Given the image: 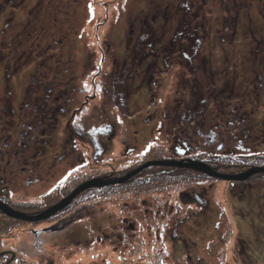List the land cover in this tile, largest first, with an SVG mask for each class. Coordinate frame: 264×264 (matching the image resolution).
<instances>
[{"label":"rangeland","instance_id":"rangeland-1","mask_svg":"<svg viewBox=\"0 0 264 264\" xmlns=\"http://www.w3.org/2000/svg\"><path fill=\"white\" fill-rule=\"evenodd\" d=\"M0 126L15 146L0 148V186L22 197L183 159L173 145L222 172L262 166L264 0H0ZM164 169L38 224L63 221L40 237L47 260L25 224L0 249L29 239L26 264H264V173Z\"/></svg>","mask_w":264,"mask_h":264},{"label":"flooded vegetation","instance_id":"flooded-vegetation-1","mask_svg":"<svg viewBox=\"0 0 264 264\" xmlns=\"http://www.w3.org/2000/svg\"><path fill=\"white\" fill-rule=\"evenodd\" d=\"M154 72H156V71H154ZM28 92H29V90H26V94ZM26 96H28V95H26ZM1 98H4L5 100L7 99V97H5V96H1ZM44 98H46V97H44ZM84 103H85V100L82 101V104H84ZM74 110H78V107L74 108ZM0 128H1V126H0ZM210 134H211L210 143H214L215 137H214V134L212 133L211 129H210ZM198 135L199 136L202 135V129H200V128H199ZM6 137L7 136L0 137V148L2 146L4 148L12 147L11 152H15V146L12 145L9 141L4 142V144H1V141L4 140ZM15 145L22 146L23 148H25V146H26V144L24 142H21L20 140H17L15 142ZM92 145H94V144H92ZM220 148H221V146L217 143V144H215L214 154L212 153V151H209L208 162H211V160H213L214 158H217L219 160L220 156H218L217 153L220 150ZM172 149H173V151L172 150L170 151L171 155L168 158H175V157L183 158V159H187V158L191 159L192 158V157H188V156L186 157L183 155V153L186 152L185 149H190V147H188L186 145L181 146V147H176L173 145ZM6 151H7V149H6ZM174 151L177 152L178 156H176L174 154ZM2 156H3V154L0 151V160H2ZM192 159H194V158H192ZM20 160H21V162L26 163V159L24 157ZM198 160H200V159H198ZM13 161L15 162L16 160H13ZM19 166H22V165L19 163ZM60 178L61 177H59V179L57 181L61 182ZM0 180L5 183V180L3 178H1ZM40 180H41V178L38 176H31V177L26 176L24 178V182L28 186L32 183H38ZM82 181H80V182H82ZM86 191H87V193H86ZM88 191L89 190L80 191L70 200V202H72V201L76 202L80 197H82L84 195H88ZM69 192L62 193L60 191V193H58V192L47 193L46 191H44L41 194L39 192L34 193V194H29V193L24 194V196L22 197V196H19V195H16L15 193H13L10 190V188L6 187V185H3V186H0V204L5 206L7 208V210L15 212V213H19L22 215H28V216H34V215L37 216L38 214L41 213V211H44L47 207H49L52 204H54L55 202H58L59 200L63 199ZM70 205H68V206H70ZM67 207H64V208L66 209ZM62 210H63V208L55 211L54 213L48 215L47 217L40 218V219H34V220H26V219H22V218H18V217H13V216H10V215L5 214V213L0 211V231L5 232V231H10V230L14 229L13 226L15 223H18L17 225L25 224L24 226L16 227V229L25 230V232L27 231V233H29L34 239L33 240V247H34L35 251H36V249H40L39 250L40 256H42L43 259L47 260L48 257L45 254L46 250L44 249V247L43 248L38 247V243L41 241L40 237L44 236V234L47 231H49V232L57 231L60 227H62L63 221H62V219L53 220L50 225H47V226L44 225L41 228L38 226V224L40 225L44 221H47V219L53 218L55 215L60 213ZM6 237H7V234H6ZM28 240L29 239H25L22 241L23 243H22L21 247H19V250H15L14 245H13L14 246L13 248L8 247V248L0 249V252H2L0 254V259L2 260L0 264H26L27 263L26 257H29L26 250L30 249V247H28V245H27ZM29 262L31 264H33V262L31 260H29Z\"/></svg>","mask_w":264,"mask_h":264},{"label":"water","instance_id":"water-1","mask_svg":"<svg viewBox=\"0 0 264 264\" xmlns=\"http://www.w3.org/2000/svg\"><path fill=\"white\" fill-rule=\"evenodd\" d=\"M186 160V161H185ZM148 166H162L166 170L168 167H182V168H188L197 172L204 173L209 176H215L219 177L222 179H226L230 182L234 180H244L248 177H250L252 174H263L264 173V165L262 166H249L247 170L240 171V172H222L220 170H217L216 167H212L205 162L201 160H195V159H154V160H147L144 161L142 164L128 170L125 172L118 173L116 176L112 177H99V178H92V179H87L81 183H79L77 186H75L63 199L59 200L58 202H55L51 206L47 207L44 211H41L40 214L37 216H28V215H22L19 213H15L12 211L7 210L5 206L0 204V211L8 214L13 217H18L26 220H34V219H40L47 217L48 215L54 213L55 211L64 208L70 200L80 191H83L85 189H90V188H95L100 185L104 184H116V183H122V182H128L138 173L143 170L144 168ZM163 171V169H159L156 172ZM2 252H0L1 254Z\"/></svg>","mask_w":264,"mask_h":264},{"label":"trees","instance_id":"trees-1","mask_svg":"<svg viewBox=\"0 0 264 264\" xmlns=\"http://www.w3.org/2000/svg\"><path fill=\"white\" fill-rule=\"evenodd\" d=\"M120 105H122V104H120ZM196 123V122H195ZM191 126V125H190ZM186 131V130H185ZM234 160H237L236 158H234ZM144 170V169H143ZM143 170H141L139 173H138V175L139 174H141L142 172H143ZM164 173H167V172H164ZM138 175H136V177L138 176ZM152 175H156V174H152ZM136 177H134L135 179H137ZM141 177H143V176H141ZM140 177V178H141ZM167 248V245L166 244H164L163 245V253L165 252V249Z\"/></svg>","mask_w":264,"mask_h":264},{"label":"clouds","instance_id":"clouds-1","mask_svg":"<svg viewBox=\"0 0 264 264\" xmlns=\"http://www.w3.org/2000/svg\"><path fill=\"white\" fill-rule=\"evenodd\" d=\"M71 190H72V189H71ZM71 190H70V191H71Z\"/></svg>","mask_w":264,"mask_h":264}]
</instances>
